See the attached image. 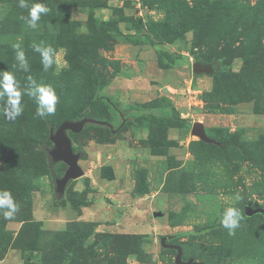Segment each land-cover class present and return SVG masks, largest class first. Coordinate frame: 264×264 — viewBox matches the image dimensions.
<instances>
[{"label": "rangeland", "instance_id": "obj_1", "mask_svg": "<svg viewBox=\"0 0 264 264\" xmlns=\"http://www.w3.org/2000/svg\"><path fill=\"white\" fill-rule=\"evenodd\" d=\"M37 1L50 11L31 29L19 0H0V70L59 98L46 119L28 95L14 121L0 112V190L19 204L0 214V264H175L168 235L191 264H264V213L244 212L264 209V0ZM33 44L54 49L47 71ZM83 115L115 131L73 136L83 175L58 195L67 165L49 171V128ZM233 206L244 219L229 236Z\"/></svg>", "mask_w": 264, "mask_h": 264}, {"label": "clouds", "instance_id": "obj_2", "mask_svg": "<svg viewBox=\"0 0 264 264\" xmlns=\"http://www.w3.org/2000/svg\"><path fill=\"white\" fill-rule=\"evenodd\" d=\"M18 7L28 9L27 16H21L27 27L36 29L42 15H47L50 9L42 3H33L29 8L28 0H19ZM15 60L20 70L27 72L29 70L28 60L25 52L20 45H15ZM33 50L40 54L41 63L44 71L52 67L54 63V49L42 44H33ZM28 95L35 100L37 105L35 115L41 119H46L56 112L58 96L51 85L38 84L29 77L28 86L22 91L19 82L16 80L13 72L0 70V112L5 119L14 121L23 113L22 96ZM235 199L238 201L241 197L237 194ZM19 211V204L15 201L8 190H0V214L6 220H12ZM244 219L241 210L236 207H228L220 220V226L227 230L229 236H234L236 230L241 227V221Z\"/></svg>", "mask_w": 264, "mask_h": 264}, {"label": "water", "instance_id": "obj_3", "mask_svg": "<svg viewBox=\"0 0 264 264\" xmlns=\"http://www.w3.org/2000/svg\"><path fill=\"white\" fill-rule=\"evenodd\" d=\"M192 71L194 73H206L213 72V66L208 63H202L196 61L192 64ZM88 123L99 124L108 126L112 131L114 127L109 122L99 121L89 117H83L78 120H64L56 128L52 124L49 129V139L52 142V146L47 149L48 157L52 163L63 162L67 165L61 177H55V190L58 195H62L66 184L73 179H76L83 175V169L78 164L80 156L79 152H75L72 146V140L68 132L80 133L84 126ZM192 133L198 135L199 138L206 142H211L213 139L208 137L204 131L202 124L196 123L192 127ZM244 212L246 215H252L254 213H264L263 208H252L248 205L244 206ZM158 214V213H157ZM174 235L164 236L160 239V244L163 247H168L176 251L175 264H191L192 258L187 260L182 259V248L178 244L168 243L167 240L173 238Z\"/></svg>", "mask_w": 264, "mask_h": 264}, {"label": "trees", "instance_id": "obj_4", "mask_svg": "<svg viewBox=\"0 0 264 264\" xmlns=\"http://www.w3.org/2000/svg\"><path fill=\"white\" fill-rule=\"evenodd\" d=\"M64 1H66V0H63L62 2H64ZM68 2H70L71 4H73V5H75V6H79V7H83V5L81 4V3H79L77 0H67ZM37 3H41V2H39V1H37ZM88 11H89V14L90 15H92L93 14V10H92V8H88ZM107 86V82H102L100 85H99V87H98V89H97V94H99L105 87ZM98 98H103V97H99L98 96ZM89 117V118H92V119H96V120H99V121H104V122H107V121H105L104 119H102V117H99V116H94V117H90V116H88V115H83V116H77L75 119H65V120H78V119H81V118H83V117ZM64 121V120H63ZM62 122V121H61ZM60 122V123H61ZM59 123V124H60ZM59 124H57V125H55L54 127L56 128ZM111 124V123H110ZM52 125V124H51ZM50 125V126H51ZM54 125V124H53ZM93 127H99V125L98 124H93V123H88V124H86L85 126H84V128L82 129V131L81 132H84V131H86V130H88L89 128H93ZM50 129V128H49ZM111 130V129H110ZM114 130H115V128H114ZM68 134H69V136H70V138H71V140L73 141V136H75L76 134L75 133H72V132H68ZM52 146V145H51ZM46 152H47V150H46ZM54 164H56V163H52V162H50V160H48V166H49V171L52 173L53 171H54V169H55V167L57 166H55ZM55 178V177H54ZM179 235H181V234H179Z\"/></svg>", "mask_w": 264, "mask_h": 264}]
</instances>
